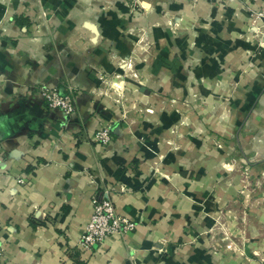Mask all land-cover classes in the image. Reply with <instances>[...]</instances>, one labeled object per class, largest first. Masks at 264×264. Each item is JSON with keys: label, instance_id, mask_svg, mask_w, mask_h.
Masks as SVG:
<instances>
[{"label": "crops", "instance_id": "0c3cea01", "mask_svg": "<svg viewBox=\"0 0 264 264\" xmlns=\"http://www.w3.org/2000/svg\"><path fill=\"white\" fill-rule=\"evenodd\" d=\"M138 4L0 0V264H263L211 229L241 187L227 167L264 178V0ZM57 81L75 88L71 115L35 90ZM103 185L138 223L86 251Z\"/></svg>", "mask_w": 264, "mask_h": 264}, {"label": "built area", "instance_id": "2783aa9c", "mask_svg": "<svg viewBox=\"0 0 264 264\" xmlns=\"http://www.w3.org/2000/svg\"><path fill=\"white\" fill-rule=\"evenodd\" d=\"M138 5L145 7V0H139ZM253 21H257L264 12L258 11L253 13ZM37 92L41 99L50 108H55L64 114L71 115L76 110V95L75 88L65 84L62 81L57 82H37ZM95 138L102 144H107L111 141V127L109 125L101 126L97 129ZM90 181L94 182V176H91ZM20 177L18 182H23ZM92 212L87 221L84 231L81 234L78 245L86 251H94L107 238H121L131 232L137 226L138 220L129 216H125L116 211L112 198V186L98 188L91 195ZM3 252L0 243V259Z\"/></svg>", "mask_w": 264, "mask_h": 264}, {"label": "rangeland", "instance_id": "374dc122", "mask_svg": "<svg viewBox=\"0 0 264 264\" xmlns=\"http://www.w3.org/2000/svg\"><path fill=\"white\" fill-rule=\"evenodd\" d=\"M133 1L137 2L139 0ZM46 15V10H42L41 8L35 16L45 17ZM251 17L252 22L255 24L256 20L253 21V16ZM141 49L143 52L148 51V43L144 42L141 45ZM103 77H105L104 74ZM107 77L109 78V76ZM102 81L104 83H102L101 86L107 84V81H105L104 78ZM110 81L111 80L108 81V84ZM35 90L37 91V89ZM216 143L219 142L216 141ZM227 171L237 172L241 187L238 189L235 199L224 203L219 209L220 216L215 217L213 220L215 227L211 229V235L214 240L220 242L221 245H229L233 248L231 250L237 254H244L247 257L249 256V258H262L264 264V249H248L250 246L248 243L252 239L247 236L248 234L246 233L245 228V226L249 225L257 226L258 228L262 227V234H258V238H255V240H258V242H264V217L259 218L258 216L257 218H249L248 216L251 211L264 214V178L263 180L258 181L260 177L259 174H256L251 169L244 166V163L235 170L233 167H227ZM262 176L264 177V175Z\"/></svg>", "mask_w": 264, "mask_h": 264}]
</instances>
